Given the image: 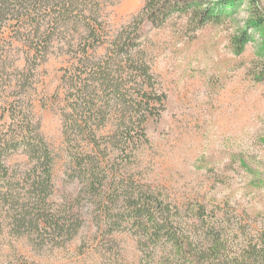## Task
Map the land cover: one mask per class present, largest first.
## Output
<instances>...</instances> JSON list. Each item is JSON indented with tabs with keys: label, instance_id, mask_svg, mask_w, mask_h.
<instances>
[{
	"label": "rangeland",
	"instance_id": "374dc122",
	"mask_svg": "<svg viewBox=\"0 0 264 264\" xmlns=\"http://www.w3.org/2000/svg\"><path fill=\"white\" fill-rule=\"evenodd\" d=\"M90 1L99 5L101 58L153 0ZM184 1L188 12L140 29L141 49L166 99L148 120L139 150L116 160V118L97 133L101 149L66 123L67 75L96 41L87 22L55 31L47 19L31 37L12 21L0 33V140L10 137V105L30 104L33 134L52 158L48 203L62 210L74 202L82 222L72 239L18 226L2 203L7 188L0 180V264H264V0ZM7 141L8 180L25 197V173L37 161L24 142ZM87 155L99 159L101 177L147 191L171 209L186 236L181 254L168 242L149 243L132 223L109 226L75 163Z\"/></svg>",
	"mask_w": 264,
	"mask_h": 264
},
{
	"label": "trees",
	"instance_id": "16d2710c",
	"mask_svg": "<svg viewBox=\"0 0 264 264\" xmlns=\"http://www.w3.org/2000/svg\"><path fill=\"white\" fill-rule=\"evenodd\" d=\"M97 7L99 5L90 0H0V33L10 27L12 21L16 22L15 30L27 31L30 36L39 35L47 19V24L55 31L61 25L68 27L87 22L84 28L90 38L96 41L85 47L82 59L72 65L71 74L67 75V103L72 113L65 115L66 123L71 122V132L89 137V146L95 144L101 149L97 133L116 118V160L123 153L132 155L139 150L141 143L147 140L148 120L159 116L166 99V95L156 89L151 66L141 49L143 37L140 29L148 23L161 26L176 10L188 12V3L184 0L147 2L140 17L110 41L106 54L101 58L96 54L98 47L105 42H97L99 38L96 27L101 26L97 18ZM92 19L95 25L88 22ZM23 103L17 108L10 105L12 130L6 133L10 137L0 140V180L4 181V188H7L1 194L2 203L11 207L18 226L44 230L54 239L59 236L72 239L82 222L75 212L74 202L68 203L62 210H56L48 203L49 191L54 186L51 153L40 135L33 134L36 128H33L31 121L32 106ZM11 137L13 141L24 142L31 158L37 161L25 173L24 180L28 188L25 197L8 180L10 174L6 153L11 149L7 141L12 140ZM87 156L77 157L75 163L84 181L82 183L86 185L89 195L99 202V208L104 211L109 226L132 223L149 243L156 246L160 242H168L181 254L186 236L180 232V223L172 215L171 209L152 201L147 191L117 183L116 179L110 181V178L101 177L98 173L99 159ZM106 159L105 155V164ZM113 166L112 174L116 176L119 170L117 164Z\"/></svg>",
	"mask_w": 264,
	"mask_h": 264
}]
</instances>
